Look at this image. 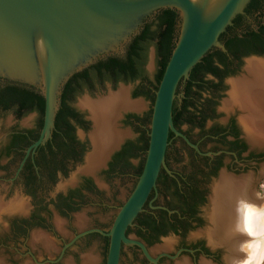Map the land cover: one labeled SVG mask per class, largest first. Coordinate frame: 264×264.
Returning <instances> with one entry per match:
<instances>
[{"label":"water","instance_id":"95a60500","mask_svg":"<svg viewBox=\"0 0 264 264\" xmlns=\"http://www.w3.org/2000/svg\"><path fill=\"white\" fill-rule=\"evenodd\" d=\"M252 0H0V79L13 85L33 89L43 96L45 112L40 136L26 151L19 176L26 161L36 150L44 146L52 136L55 120L61 108L65 86L72 77L109 56L123 57L127 46L140 34L144 25L160 11L173 10L178 15L176 26V46L165 69L159 89L155 93L154 106L148 96H136L142 82L119 83L115 88L108 82L95 81L93 88H84L71 102L74 107L87 113L91 123L88 133L80 136L89 141V151L70 173L69 180L60 189L74 187L78 176L92 177L100 190V201L110 206H118L133 188L129 176L131 168L122 172L127 184V192L111 194L109 188L99 181V173L107 168L111 158L121 150L125 142L135 140L131 132L132 124L126 120L130 114L146 118L152 111L149 147L146 161L138 183L120 209L99 208L111 218L112 225H105L108 233L101 230L82 231L87 226L85 215H77L73 231L79 232L61 250L60 261L68 248L88 234L98 233L109 238V249L105 263L104 245L97 239L88 243L80 242L70 250L64 264H120L123 246H138L148 261L157 264L146 247L126 236L128 228L143 211L151 193L156 190L162 169L166 167V154L173 133L189 146H197L178 131L173 121V107L183 84L190 79L193 69L213 50L226 53L221 36L233 26V21L245 14ZM253 21L248 22L252 25ZM155 49L148 50L145 77L154 82ZM208 80L210 78L208 77ZM226 98L219 107L220 121L237 115L244 138L252 150L264 152V58L250 56L244 60L236 76L227 79ZM183 130L186 127L182 126ZM37 129L36 113L22 118L13 111L0 114V179L10 180L20 160V153L14 152L9 158L8 143L14 130L24 133ZM169 156H188L180 143L171 146ZM83 163V164H82ZM79 165H81L79 167ZM134 160L132 166H136ZM176 169L183 166L173 165ZM260 176H264V164ZM2 181V180H0ZM252 174L236 177L222 171L211 187L209 204L206 209L207 224L204 229L192 235L201 238L209 247L220 250L222 264H235L245 258L242 244L249 237L236 230L237 207L239 201H247L256 206L264 205L254 186ZM121 183V180H112ZM56 185L54 188L57 189ZM9 187L0 182V264H34L27 252L53 260L51 256L59 252L55 241L46 233L31 232L27 238L12 237L7 221L14 216H28L31 210L29 201L12 191L6 198ZM2 190V191H1ZM125 193V195H124ZM111 202H110V201ZM55 231L60 246L69 241L65 223L55 218ZM176 246L172 237L152 249L154 255L169 256ZM43 251V253H42ZM46 254V255H45ZM51 254V255H49ZM180 254V253H179ZM178 254V255H179ZM25 255V256H23ZM161 256V257H162ZM37 261V262H38ZM56 261V262H58ZM38 262V263H39ZM47 263H55L48 261ZM176 264H192L189 259ZM199 264H213L201 258Z\"/></svg>","mask_w":264,"mask_h":264},{"label":"flooded vegetation","instance_id":"af4514ba","mask_svg":"<svg viewBox=\"0 0 264 264\" xmlns=\"http://www.w3.org/2000/svg\"><path fill=\"white\" fill-rule=\"evenodd\" d=\"M155 17L156 15L147 23L153 22ZM250 21H253L252 25H248ZM237 23L240 27L238 29L240 38H245L246 35L249 37L250 34H260L261 29H264V0H252L245 9V14L237 19ZM222 43L224 44L223 41ZM129 45L123 57L114 55L100 61H106L108 58L125 59ZM154 49L156 63L153 80H156L159 71V59L156 47ZM216 51L222 52L220 50ZM223 54L226 58V65L221 67L223 75L221 77L209 75L205 80H188L186 84H183L181 91H178L179 94H183V97L176 99L174 103L179 107L182 105L189 107L191 112H199L200 117L196 123L186 122L183 125L186 130H183V127L177 129L184 134L192 145L197 146L199 152L189 146L182 138L173 134L169 140L170 145L166 154V167L170 172L162 169L156 190L151 193L143 211L126 232L127 238L143 244L152 258H159L157 264H176L177 261L183 259H189L192 264H199L200 259L203 257L213 264H222L220 250L209 247L204 239L192 238L194 233L204 229L207 224L206 209L209 204L212 185L219 178L221 172L225 171L236 177L252 174L255 178V189L259 191L263 188L264 176H260V171L261 166L264 164V152L257 153L256 150L251 149L248 141L244 138L237 115H231L224 121H220L219 107L221 101L226 98L229 88L227 79L236 76L247 57L258 56L264 58V44L262 46L251 44L238 47L235 53L226 50V53ZM208 77L210 80H208ZM73 79L74 77L70 80ZM79 80L123 79L90 76ZM146 80L149 79L146 78ZM108 83L114 87L112 82ZM153 84L154 82H149L144 90L150 103H152L151 96L155 95ZM9 85L13 84L0 79L2 89ZM72 101L68 104L69 113H66L67 115L59 121L60 128L57 127V117L62 112L61 108L56 116L51 139L44 146L37 149L35 154L26 161L18 177H16V173L21 167L27 149L32 144L26 150L21 147L11 149V138L14 131L8 143L9 158L14 152H19L20 160L10 180L0 179L2 180L0 182H5L9 187L3 191L7 195L5 200L8 199L9 193L16 190L17 193L29 201L31 207L28 216H14L7 221L11 236L27 238L31 232H43L55 241L59 249V252L49 254L54 257L53 260L48 259L45 254L47 258L41 260L42 262L38 261L36 254L27 252L25 255H28L34 264H64L70 250L77 248L80 242L85 241L88 243L91 239H97L103 243L106 263L109 238L98 233L88 234L76 241L73 246L66 250L64 257L60 261L58 260L64 246L81 232L73 231L77 215H85L87 219V226L82 231L97 229L105 233L109 232L105 229V225L111 223L112 228L120 209L133 193L146 161L147 149L145 147L149 146L150 134V129L148 130L146 127L150 126L145 127L144 124L150 112L144 120L137 115L130 114L126 117L125 122H131L133 127L130 129L135 136V140L125 142L121 150L111 158L107 168L100 172L98 176L99 181L109 188L112 195L115 193L122 194V192H127V184L122 182L125 181V175L122 172L131 168L129 176L134 181L133 188L124 200L118 206L102 203L96 180L83 175L78 176V182L74 187L60 189L59 186L69 180L70 173L78 169L77 165L81 159L84 163V157L90 146L89 141L82 139L78 132L88 133L91 123L87 118V113L80 110L78 105L74 107ZM5 112L7 111L4 108H0V114ZM36 115L38 122L39 115L37 113ZM18 132L26 135L24 132ZM175 143H180L181 148L188 156L170 157V148ZM128 147V153H124V150ZM134 160L137 162L135 167L132 166ZM29 163L32 166V172L26 170ZM180 164L183 166L181 169L173 167V165ZM0 171L3 172V169L1 168ZM113 179L121 180V183H113ZM56 185L58 186L55 190L52 187ZM105 206L117 211V215L111 218L106 212H100L99 208ZM56 217L64 221L68 233L69 241H66L63 246H60V240L57 239L55 231L52 229L55 228L54 221ZM170 237L176 240L175 250L167 257L154 255L152 249L161 244L163 239ZM48 261H54L55 263H47ZM120 264L152 263L148 261L140 247L123 246Z\"/></svg>","mask_w":264,"mask_h":264},{"label":"trees","instance_id":"16d2710c","mask_svg":"<svg viewBox=\"0 0 264 264\" xmlns=\"http://www.w3.org/2000/svg\"><path fill=\"white\" fill-rule=\"evenodd\" d=\"M239 17L233 21V26L228 28L226 33L221 36L220 41L224 42L226 50L235 53L238 47L251 44L262 46L264 44L263 28L261 29L260 34H250L249 37L246 35L244 36L245 38H240L238 33L240 27H238L239 23H237ZM177 23L178 15L175 11H160L156 15L154 21L146 23L140 34L132 40L125 59L108 58L106 61H99L96 65L85 70L83 73L75 75L74 79L70 80L64 88L61 101L62 112L57 117V127H59V121L69 113L68 111H70V108L68 104L70 101H72L78 93H82L84 88H93L95 81L112 82L114 88L119 83L129 84L140 81L142 82L141 89L136 93V96L139 97L141 95H146L144 90L146 88L147 80L144 67L147 62L148 50L152 46L156 47L159 59V71L153 84L156 93L176 46L174 38ZM225 65V55L222 52L213 50V52L208 54L202 62L193 69L189 80H205L209 75L221 77L223 75L221 67H224ZM90 76L123 80H79ZM155 98V95L151 96L153 106ZM0 108H4L7 112L13 111L14 115L18 118H22L29 113H37L39 115L35 132L24 135L17 130H14V134L11 138V149L21 147L26 150L31 144L38 140L43 128L45 112V100L42 95L33 89L18 85H9L4 89L0 87ZM199 117V112H191L190 108L185 105L179 107L174 104L173 121L176 129L179 130L186 122L196 123ZM151 118L152 111L147 117L146 123L148 122L151 124ZM172 136L173 133H171L170 138ZM148 147V145L145 147L147 151ZM128 150L129 147L124 150V153H128ZM26 170L30 172L33 171L30 163L27 165Z\"/></svg>","mask_w":264,"mask_h":264},{"label":"clouds","instance_id":"9594fccd","mask_svg":"<svg viewBox=\"0 0 264 264\" xmlns=\"http://www.w3.org/2000/svg\"><path fill=\"white\" fill-rule=\"evenodd\" d=\"M236 230L247 235L249 240L242 244L245 258L235 264H264V205L239 201Z\"/></svg>","mask_w":264,"mask_h":264},{"label":"rangeland","instance_id":"374dc122","mask_svg":"<svg viewBox=\"0 0 264 264\" xmlns=\"http://www.w3.org/2000/svg\"><path fill=\"white\" fill-rule=\"evenodd\" d=\"M262 184H263V188H261L258 192H259L262 196H264V182H263Z\"/></svg>","mask_w":264,"mask_h":264},{"label":"bare ground","instance_id":"6f19581e","mask_svg":"<svg viewBox=\"0 0 264 264\" xmlns=\"http://www.w3.org/2000/svg\"><path fill=\"white\" fill-rule=\"evenodd\" d=\"M259 194H260V193H259ZM260 197L263 198L264 196H262V195L260 194Z\"/></svg>","mask_w":264,"mask_h":264}]
</instances>
